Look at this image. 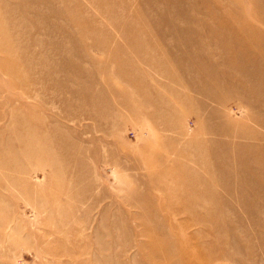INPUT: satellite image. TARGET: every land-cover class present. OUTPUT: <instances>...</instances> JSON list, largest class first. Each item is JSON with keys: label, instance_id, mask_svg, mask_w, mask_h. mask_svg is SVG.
Segmentation results:
<instances>
[{"label": "rangeland", "instance_id": "rangeland-1", "mask_svg": "<svg viewBox=\"0 0 264 264\" xmlns=\"http://www.w3.org/2000/svg\"><path fill=\"white\" fill-rule=\"evenodd\" d=\"M0 264H264V0H0Z\"/></svg>", "mask_w": 264, "mask_h": 264}]
</instances>
